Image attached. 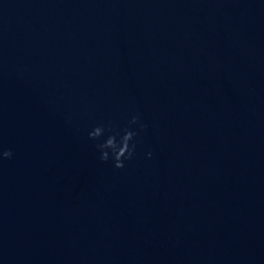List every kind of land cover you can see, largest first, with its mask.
<instances>
[{
	"label": "water",
	"instance_id": "water-1",
	"mask_svg": "<svg viewBox=\"0 0 264 264\" xmlns=\"http://www.w3.org/2000/svg\"><path fill=\"white\" fill-rule=\"evenodd\" d=\"M6 150L0 264H264V0H0Z\"/></svg>",
	"mask_w": 264,
	"mask_h": 264
},
{
	"label": "clouds",
	"instance_id": "clouds-1",
	"mask_svg": "<svg viewBox=\"0 0 264 264\" xmlns=\"http://www.w3.org/2000/svg\"><path fill=\"white\" fill-rule=\"evenodd\" d=\"M130 127L123 129V135H120V131L108 126L106 129L103 124L96 126L89 132V138L95 141H102L97 143L96 147L100 151V160L103 163H107L110 160L113 162V166L117 169H123L125 167V161H130L136 154V142L135 138L139 135L138 132L131 130V126L139 125L141 130L147 128L146 124L141 123L139 115H134L129 121ZM112 133L107 136V139L102 140L105 136V132ZM119 136V140L117 137ZM14 153L11 150L0 152V157L3 159H11ZM151 158L152 153H148Z\"/></svg>",
	"mask_w": 264,
	"mask_h": 264
}]
</instances>
